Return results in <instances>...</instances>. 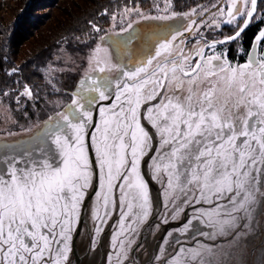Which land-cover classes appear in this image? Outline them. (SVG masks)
Listing matches in <instances>:
<instances>
[{
	"label": "snow or ice",
	"instance_id": "obj_1",
	"mask_svg": "<svg viewBox=\"0 0 264 264\" xmlns=\"http://www.w3.org/2000/svg\"><path fill=\"white\" fill-rule=\"evenodd\" d=\"M155 7L164 14L125 8L111 19L114 26L133 14L174 22L184 16L188 23L147 32L134 27L139 21L127 23L112 50L93 49L69 104L26 143H0V264H71L90 200L88 251L118 215L108 264L113 255L115 264H128L153 215L150 181L167 209L161 224L179 225L161 237L160 264H232L264 216V29L253 44L259 49L243 63L215 51L242 38L264 0H217L214 11L184 14L172 11V0ZM89 24L94 33L104 31ZM222 24L234 25V34L189 47L188 38L201 36L202 27ZM22 95L31 97V89ZM179 236L193 243L186 246Z\"/></svg>",
	"mask_w": 264,
	"mask_h": 264
},
{
	"label": "trees",
	"instance_id": "obj_2",
	"mask_svg": "<svg viewBox=\"0 0 264 264\" xmlns=\"http://www.w3.org/2000/svg\"><path fill=\"white\" fill-rule=\"evenodd\" d=\"M125 3L148 7L151 0H78L70 3L71 9H63L56 0H0V92L13 98L12 92L20 91L17 100L22 98L26 105L41 107L44 94L51 95L48 84L43 83L46 82L44 67L53 52L64 47L85 53L100 35L91 30L89 21L104 29L109 15ZM53 8L56 9L54 14L49 12ZM105 10L108 14L101 16ZM259 13V18L253 19L241 39L228 43L231 60L244 62L253 49L255 37L264 29V10ZM235 30L233 26H225L205 39L233 35ZM13 68L17 71L10 75ZM44 85L47 88L42 90ZM25 87L31 89V97L22 95ZM17 100L12 99L13 105Z\"/></svg>",
	"mask_w": 264,
	"mask_h": 264
},
{
	"label": "rangeland",
	"instance_id": "obj_3",
	"mask_svg": "<svg viewBox=\"0 0 264 264\" xmlns=\"http://www.w3.org/2000/svg\"><path fill=\"white\" fill-rule=\"evenodd\" d=\"M58 6L62 4L63 9H71L70 3L72 1L78 0H56ZM189 1L184 2V0H172V11L177 13H191L193 9H196L198 12L203 11V9L208 8L211 11L214 9L211 8L212 4L217 3V0H185ZM156 4H160L161 9L163 8V0H151V3L148 7H144L143 4H130L125 3L119 8H115L114 12L109 15L106 19L107 23L104 25V31L100 32L95 45L92 48H88L85 53L73 52L67 50L64 47L58 48L53 52L52 58L49 59L46 66L44 67L45 81L43 84H48V90L50 92V97L47 94H44L45 101L41 102L43 105L37 107L26 105L25 101L22 98L18 99L20 91L12 92L14 99L18 101L16 105L12 103V97L7 93L0 92V143H17L23 140L28 139L36 131H38L43 126V121H45L49 116L53 115L56 111L62 110V107L69 104L72 99L71 93L75 90L79 80L82 78L84 73L89 68V57L92 54L93 49L97 44H102V46L112 50V40L118 39L116 33L119 32L121 27H126L127 23L139 21L138 24H134V27L139 32H147L150 29L158 28L165 24L178 23L183 21L188 23L186 17L181 16L178 18V21H157V20H144L140 16L124 15V20L122 23L115 24L112 21V14H124L125 8L134 9L139 8L144 15H158L164 14L162 11L155 7ZM56 9L49 10L51 13H55ZM211 11L209 14L205 15L203 19L206 22L211 21ZM47 12V11H46ZM48 12V13H49ZM260 14V13H259ZM196 18V17H193ZM242 23V21H241ZM225 26L231 28L234 25H221L219 28L216 27H202L201 36H196V39H205L209 37L212 32H217L224 29ZM105 36V41L101 42L99 37ZM127 35L122 33L121 36ZM231 36V35H229ZM227 37V36H225ZM222 37V38H225ZM193 38V37H190ZM216 38V39H222ZM208 39L207 41L216 40ZM234 42V41H232ZM231 43V42H228ZM228 43L218 44L220 46H227ZM256 43V42H255ZM260 45H257V48H253L251 52L257 51ZM230 49L227 48L228 58L231 60L229 55ZM247 59V56H246ZM233 61V60H231ZM237 63L238 61H233ZM243 63V62H238ZM47 86H42V90H45ZM30 89V88H29ZM58 90V91H57ZM43 95V94H42ZM20 102V103H19ZM27 107V108H26Z\"/></svg>",
	"mask_w": 264,
	"mask_h": 264
},
{
	"label": "water",
	"instance_id": "obj_4",
	"mask_svg": "<svg viewBox=\"0 0 264 264\" xmlns=\"http://www.w3.org/2000/svg\"><path fill=\"white\" fill-rule=\"evenodd\" d=\"M188 39L190 42L189 47H194L197 44V42H202V39H196V38H190V37ZM219 40H224V38L211 40L208 42L210 43L212 41H219ZM227 48H228V46H220L217 44L215 51L217 53L227 52ZM27 140L28 139L20 141V143H26ZM8 144H15V143H8ZM144 171L146 173V178H149L150 175L148 173L147 167L144 168ZM150 184L155 189L156 200H155V209L153 211V215H152L148 225L144 228V231H146V233L150 230V226L156 220V217L161 210V204H160L161 197L159 196V193H160L159 187L155 182L150 181ZM89 204H90V201H89ZM164 212H165L164 215L166 218L167 209H165ZM87 214H88V210H86L84 213L82 226L80 227V230H79V233L81 232V230H82V232H81L80 236L75 237V240L77 241L76 238L78 237V240L80 239L79 242H81V243L77 244V242L74 241V243L76 242V244L78 245V249H80L81 252L79 253L77 248L75 247V258L72 260L71 264H82V262H83L82 258L84 256V254H82V252H84V250L86 249V246H88V237H87V232H86V227H85V224L88 223ZM89 218H90L89 221L91 223V226H92V228H94V222L91 219V215ZM198 227H201L203 230L207 231V229L204 228L203 225H198ZM105 229L106 228H104V231H105ZM93 231H92V233H93ZM102 233H104V232H102ZM108 233H110V231L106 230V232L104 233L105 236L109 235ZM200 239L207 242L206 238H200ZM110 240L108 243L104 244L105 246H106V244H108L107 246H109L108 247L109 253L107 252V255H109L112 252ZM190 240H192V238H189L187 236H183L180 239V241L186 242L185 243L186 246L188 245L187 242H190ZM216 244L217 245L223 244V246L228 247L230 244V241L229 242L221 241L220 243H216ZM241 244H242V247L233 253V256L231 258L232 264H261L262 260H264V216H258L257 223H256L254 230L251 232V234H249L246 237V239L244 241L241 242ZM97 245H98V243H97ZM109 249H110V251H109ZM92 252L93 251H90V254ZM158 255H159V253H158ZM72 258H73V256L71 255L70 260ZM98 259H99V256H98V253H96V257L94 258V260H93V256H92V259L90 257L88 264H96ZM85 264H86V262H85ZM107 264H108V262H107ZM112 264H115V256L114 255L112 256ZM155 264H159V261H157Z\"/></svg>",
	"mask_w": 264,
	"mask_h": 264
},
{
	"label": "flooded vegetation",
	"instance_id": "obj_5",
	"mask_svg": "<svg viewBox=\"0 0 264 264\" xmlns=\"http://www.w3.org/2000/svg\"><path fill=\"white\" fill-rule=\"evenodd\" d=\"M148 173H149V171H148ZM149 175H150V173H149ZM150 186H151V184H150ZM159 190H160V192L162 191L160 188H159ZM151 191H152L154 199L156 200L155 189L152 186H151ZM93 199H94V196H93ZM89 205H90L89 206V208H90L91 207V200H90ZM154 209H155V204H154ZM164 211H165V208L161 206V210L158 213L156 220L152 223V225L150 226V230L147 232L148 234L146 233V231H144L145 227L143 228L140 236L138 237V242H139L140 246L136 247L135 250L133 252H131L130 260L128 261V264H155L157 262L155 260V257L159 253V247L158 246L162 243L161 237L164 235L165 230L174 231L179 226L177 224V222H171L168 225L161 224V221L163 219H165V215H164L165 212ZM188 211H189V214H191V209H189ZM90 215L91 214H90V209H89L88 214H87L88 223L87 224L84 223L85 227H86L87 237H88V246H86V249L84 250V252H82V254H84V256L82 258V261H83L82 264H85V262H86V264H88L90 257L92 259V256H93V260H94V258L96 257V253H98V256H99V259H98L96 264H103V263L107 264V262H108L107 252H108L109 246H107L108 244H106V246L104 244L108 243L109 240L111 239V235H112L114 228H115V221L118 219V215L113 217V219L109 222V225L105 227L106 228L105 231H103L105 233L106 230L107 231L109 230L110 231V233H108L109 235L105 236V234L102 233L98 237H96L98 245H97V248L95 249V251H93L91 254H90V251H88L89 238L93 236L94 228H92L91 223L89 221ZM151 217H150V219H151ZM157 224H161L159 230H157L155 227ZM92 231H93V233H92ZM81 232H82V230H81ZM81 232L79 233L78 236H80ZM182 237L183 236H179L178 239L180 240ZM176 238L177 237H174L173 239H176ZM200 238L201 237H197V239H200ZM76 239H77V241L76 240L75 241L77 242V244L81 243V242H79L80 239L78 240V237ZM76 242L74 243L75 244L74 245V251L71 254L73 256V258L71 259V262L75 258V247L77 248L79 253L81 252L80 249H78V245L76 244ZM220 242L221 241H216V243H220ZM181 243L185 244L186 242L181 241ZM192 243H193V240H190V242H187L188 245H191ZM175 249H176L175 244H173L171 247H169L168 248L169 255H171L175 251ZM109 251H110V249H109ZM159 264H160V262H159Z\"/></svg>",
	"mask_w": 264,
	"mask_h": 264
}]
</instances>
